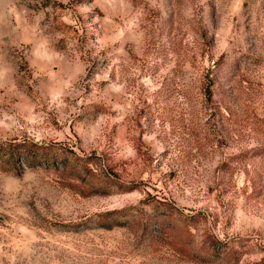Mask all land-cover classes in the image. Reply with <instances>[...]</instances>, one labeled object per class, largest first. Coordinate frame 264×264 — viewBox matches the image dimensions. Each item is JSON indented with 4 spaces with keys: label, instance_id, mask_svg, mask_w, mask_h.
<instances>
[{
    "label": "rangeland",
    "instance_id": "374dc122",
    "mask_svg": "<svg viewBox=\"0 0 264 264\" xmlns=\"http://www.w3.org/2000/svg\"><path fill=\"white\" fill-rule=\"evenodd\" d=\"M0 264H264V0H0Z\"/></svg>",
    "mask_w": 264,
    "mask_h": 264
}]
</instances>
